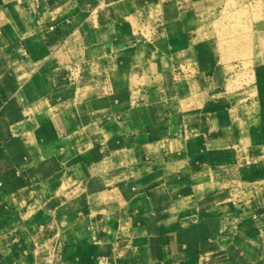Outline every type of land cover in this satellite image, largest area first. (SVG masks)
Wrapping results in <instances>:
<instances>
[{"label": "crops", "instance_id": "crops-1", "mask_svg": "<svg viewBox=\"0 0 264 264\" xmlns=\"http://www.w3.org/2000/svg\"><path fill=\"white\" fill-rule=\"evenodd\" d=\"M0 264H264V0H0Z\"/></svg>", "mask_w": 264, "mask_h": 264}]
</instances>
